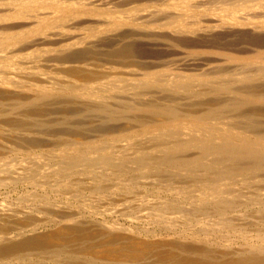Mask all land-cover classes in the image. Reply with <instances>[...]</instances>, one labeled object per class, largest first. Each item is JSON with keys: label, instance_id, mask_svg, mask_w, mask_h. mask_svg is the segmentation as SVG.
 I'll list each match as a JSON object with an SVG mask.
<instances>
[{"label": "bare ground", "instance_id": "1", "mask_svg": "<svg viewBox=\"0 0 264 264\" xmlns=\"http://www.w3.org/2000/svg\"><path fill=\"white\" fill-rule=\"evenodd\" d=\"M0 264H264V0H0Z\"/></svg>", "mask_w": 264, "mask_h": 264}]
</instances>
